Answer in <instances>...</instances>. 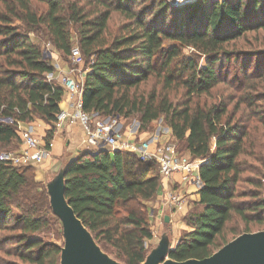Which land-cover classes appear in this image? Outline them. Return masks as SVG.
Returning <instances> with one entry per match:
<instances>
[{"label":"trees","instance_id":"1","mask_svg":"<svg viewBox=\"0 0 264 264\" xmlns=\"http://www.w3.org/2000/svg\"><path fill=\"white\" fill-rule=\"evenodd\" d=\"M139 1L95 0L102 10L97 5L86 10L63 0L1 1L8 10L0 12V147L20 144L16 123L1 120L10 117L47 123L44 142L48 148L63 95L62 88L47 77L54 68L40 45L17 32L12 20L21 21L27 31L42 27L52 46L68 60L70 30L75 26L77 47L87 66L81 88L84 111L98 118L135 116L143 133L162 117L184 152L201 161L199 209L183 216L186 229L167 254L177 262L201 260L229 242L228 232L233 239L249 233V224L264 225V184L259 181L252 189H237L242 158L247 155L241 120L228 116L223 105L192 107L190 99L174 105L167 91L183 87L189 95L198 96L218 85L222 79L218 61L224 56L227 63L232 57L224 46L248 31L264 30V0H195L179 8L153 0L149 22L145 21L149 9L136 13ZM34 2H43L45 8L39 10ZM112 12L122 13L128 24L108 40L105 32ZM165 42L174 45L164 47ZM184 48L205 55L206 65L198 68L193 60L181 58ZM178 58L179 67L172 69ZM151 77L161 80V90L139 93V85ZM252 98L247 99L251 108ZM62 181L65 201L93 239L123 264H142L153 237L146 203L159 190L157 164L141 162L129 151L87 148L66 164ZM40 187L33 166H12L0 160V231H18L9 240L17 243L13 248L22 261L60 264L61 245L39 236L47 223L41 211L49 209L48 196ZM235 219L245 231L229 227Z\"/></svg>","mask_w":264,"mask_h":264},{"label":"rangeland","instance_id":"2","mask_svg":"<svg viewBox=\"0 0 264 264\" xmlns=\"http://www.w3.org/2000/svg\"><path fill=\"white\" fill-rule=\"evenodd\" d=\"M1 1L2 0H0V12L7 13V6ZM164 1L175 8H179L185 4L193 3L195 0ZM63 2L66 4L76 2L83 6L86 10H92L97 5L95 0H92V2L86 0H63ZM33 4H35L33 6L37 5L39 10L45 8L43 6V2H34ZM152 4L153 0H140L138 6L135 8L137 10L136 13L139 15L145 13L146 9H149L146 13V22L153 19V17H151L153 15L148 16L151 6L153 7ZM96 8L97 10H102L103 7L101 5H97ZM125 24L128 23L122 13L112 12L108 21L107 30L105 32L106 38L109 40L115 35L121 34L123 32L122 28ZM12 25L18 27L17 32L26 33L30 41L40 45L44 57L48 58L56 74L59 73V65L62 67L65 66L68 69H74V77H77L76 79L79 80L80 75L87 70V66L85 64L82 66H75L67 59V56L62 55L61 52L57 51L49 42L48 36L42 27H39L37 30L27 31L24 28L23 23L16 19L12 20ZM70 34L72 48L77 47L78 39L75 26L71 27ZM171 45L174 44L171 42H165L163 46L168 47ZM224 50L229 52L232 57L228 59L227 63H225L224 56L220 61H218V66L221 64L222 79L221 82L207 94H199L198 96L189 95L183 87H176L174 89H169L167 91V95L174 105L179 106L186 103L188 99L191 100L192 107L197 105L201 108H208L213 104L223 105L226 108V114L228 116L232 117L236 121L241 120L240 125L242 126V129L245 130L247 135V155L242 158L244 162L242 165V181L237 186L239 192H242L246 189H252L253 185L259 181L264 184V30L259 29L248 31L240 38L227 43V45L224 46ZM180 57L193 60L198 68L206 65L207 57L205 55H200L191 48L181 49ZM181 58L176 59L172 63V69L179 67ZM0 66H2L1 58ZM2 69L3 66L0 67V76L2 75ZM176 83L177 82H174L173 85ZM161 85L162 82L160 79H153L151 77L145 83L140 84L137 91L143 94L150 91L158 92L162 88ZM250 95H252L254 102V106L252 108L248 106L247 103V99ZM97 120L113 126V131L121 134L123 140L136 142L145 138L157 137L159 142L171 143L176 147L178 152L185 154L183 144L181 142H177L172 137L171 132L162 117L151 123L148 130L144 132L146 137H143L142 139H138L143 132L139 129V122L135 116L128 118L101 117ZM37 125L39 126L40 124L37 122L36 126ZM45 132L46 130L41 133L36 131V134L44 139ZM18 149V143L12 142L7 147H0V153L11 150L18 151ZM33 168L35 180L40 182L41 187L39 189L42 190V192H46L49 203V209L47 210L46 208H43L41 211V215L46 218L47 223L43 232L39 236L45 242L57 243L58 245H61L62 248L64 244L62 223L51 209L50 196L48 193L49 187L53 185L54 181H56L59 177L56 176L59 171V166L56 164L48 168H43L38 165ZM44 170H46V172H44ZM261 191L264 200V185ZM238 200L243 201L248 200V198H240ZM160 201L161 198H156L155 196L152 201L146 203V213L153 235V238L148 242L149 251L147 256H149L152 250L159 246L163 241L167 242V240L170 239L169 241L172 243L171 246L173 245L172 237H170V234L168 233L169 224L164 223L162 220L163 214H166L167 211H165L162 216H158V214L163 212ZM198 209L199 207L195 206L187 213ZM187 213H185V215ZM182 219L183 216L180 217L178 222L184 224ZM229 227L237 230L238 232L245 231L243 223L237 219L233 220L231 224H229ZM247 230L249 233L264 232V225L252 223L247 226ZM179 231L182 230L180 229ZM16 234H18L17 230L0 231V264H28L19 258L17 252L13 248L17 243L13 239L9 240V236ZM91 238L99 251L110 261L115 264H123L120 260L114 258V256L109 253V250L100 246V244L93 239L92 235ZM226 238L228 241L234 239H232L230 232L227 233Z\"/></svg>","mask_w":264,"mask_h":264},{"label":"built area","instance_id":"3","mask_svg":"<svg viewBox=\"0 0 264 264\" xmlns=\"http://www.w3.org/2000/svg\"><path fill=\"white\" fill-rule=\"evenodd\" d=\"M70 62L75 66L84 64L83 56L78 47H73L69 55ZM57 76L58 82L67 93L69 107L59 110L53 130L57 131L65 123H77L84 131V143L90 149L106 147L110 151L124 150L133 152L141 162H154L157 164L160 178L168 179L174 172L187 176L199 169L201 161L191 158L189 154H181L176 147L168 142H159L157 137L146 138L139 141L123 140L121 134L113 131V126L105 122L94 121L93 115L83 109L82 104V81L77 80L75 70L69 68L66 72ZM53 79V74L47 75ZM4 119V118H2ZM1 119V120H2ZM23 148L18 151L0 153V160L8 162L12 166H35L43 162L49 150L44 139L31 131H20ZM167 203L178 206L181 196L176 193L167 194Z\"/></svg>","mask_w":264,"mask_h":264},{"label":"water","instance_id":"4","mask_svg":"<svg viewBox=\"0 0 264 264\" xmlns=\"http://www.w3.org/2000/svg\"><path fill=\"white\" fill-rule=\"evenodd\" d=\"M62 173L48 191L51 209L62 223L64 244L60 264H115L99 251L89 231L65 201ZM169 250L163 241L142 264H264V232L240 234L201 260L173 261L167 257Z\"/></svg>","mask_w":264,"mask_h":264},{"label":"crops","instance_id":"5","mask_svg":"<svg viewBox=\"0 0 264 264\" xmlns=\"http://www.w3.org/2000/svg\"><path fill=\"white\" fill-rule=\"evenodd\" d=\"M59 73H53V80L60 87L61 85L58 82L57 76L60 73H64L68 70L65 66L62 67L59 65ZM85 72L80 75L79 80L83 82ZM77 78V77H76ZM62 88V87H61ZM63 90V88H62ZM69 107V99L65 90H63V95L61 97L59 103V109L65 110ZM94 121H98V117H95L93 114ZM4 123H16L17 132L20 134V131H31L36 134L41 133L47 129H49V125L43 122L40 119H34L31 122H22L16 121L13 118L6 117L2 119ZM8 121V122H7ZM40 124L36 126V123ZM43 122V123H42ZM170 130V129H169ZM142 139L146 137L145 133L139 136ZM146 139V138H145ZM22 141H20L19 149H22ZM87 145L84 143V131L81 126L77 123L68 124L65 123L61 129L54 131L52 140L49 143V155L43 160L42 163L38 164L43 168L51 167L52 165H58L59 171L56 176H59L64 170L66 164L81 150L87 149ZM188 154V153H186ZM35 165V166H38ZM33 166V167H35ZM46 172V170H44ZM201 186L200 179L198 177V170L193 171L189 175L185 176L181 175V173L174 172L168 179L164 180L160 178L159 190L156 195V198H161V206L163 208V212L158 214V216H162V214L167 211L166 214H163L162 220L164 223L169 224L168 233L170 237H172L173 243L177 240L180 235V229H186L184 224L178 222L180 217L184 216L190 209L196 206L199 200L198 189ZM178 191V192H177ZM176 193L181 196V203L178 206H171L167 203V194ZM196 203V204H195ZM198 205V204H197ZM157 215V214H156ZM165 217H167V221H165ZM179 229V230H178ZM153 238V237H152ZM170 240V239H169ZM167 240L168 248H171V241Z\"/></svg>","mask_w":264,"mask_h":264}]
</instances>
